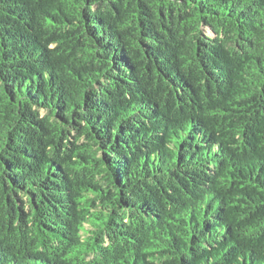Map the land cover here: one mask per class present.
<instances>
[{
    "label": "trees",
    "instance_id": "trees-1",
    "mask_svg": "<svg viewBox=\"0 0 264 264\" xmlns=\"http://www.w3.org/2000/svg\"><path fill=\"white\" fill-rule=\"evenodd\" d=\"M0 264H264V0H0Z\"/></svg>",
    "mask_w": 264,
    "mask_h": 264
}]
</instances>
